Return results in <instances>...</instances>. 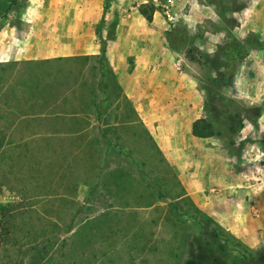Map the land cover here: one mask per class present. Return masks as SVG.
Listing matches in <instances>:
<instances>
[{
    "label": "rangeland",
    "instance_id": "rangeland-1",
    "mask_svg": "<svg viewBox=\"0 0 264 264\" xmlns=\"http://www.w3.org/2000/svg\"><path fill=\"white\" fill-rule=\"evenodd\" d=\"M149 1L109 0L105 11V0H0V60L6 58L13 64L0 68V213L16 203L20 207L14 215L20 230L8 244L0 240V264H177L175 256L181 247L185 263L193 255L199 257L198 249L191 253V245L204 246L215 233L224 238L221 244L241 242V249L254 255L237 262L215 248L206 264H264V244L259 239L256 243L261 245L253 247L216 221L210 224L199 218L200 227L190 215L185 216L188 209L183 200H177L184 189L178 173L187 160L183 155L190 153L181 152L180 143L178 149L169 151L176 171L161 161L160 146L142 124L137 125L133 114L120 117L119 130L103 128L112 126L118 116L111 101L119 92V81L108 69L103 89L109 95L108 107L105 116L98 112L103 126L93 122L98 130L92 135L93 143L87 144L76 139L72 130L70 142L77 149L83 147L79 154L74 150V158L61 167L44 157L41 148L55 146L62 158L60 148L67 141L60 134L67 130H59L50 140L44 137L47 130H12L19 115L39 111L37 106L24 109L19 101L34 95L42 99L43 91L51 89L52 83L46 80L57 77V88L63 93L71 89L72 97L90 94L83 83L98 75L101 64L88 60L96 71L85 68L84 59H68L74 54L75 41L101 50L96 30L103 22L101 36L111 70L110 51L119 54L128 48L134 50L132 57L147 58L150 38L157 51L153 58L158 63L156 74L163 67L175 74L174 86L168 85L167 93L178 100L176 112L184 113L181 108L186 103L198 105L193 116L210 119L220 134L209 142L220 143L239 157L244 150L256 152L264 160V0H152L160 8L152 24L139 11ZM44 43L54 44L64 53L58 57L63 60L33 67L23 65L30 62L25 55L13 61L15 52L26 54ZM165 53L169 56L163 59ZM153 89L157 101L166 98L160 84ZM230 126L238 132L232 135ZM152 131V137L162 131L170 138L169 130ZM214 154L207 155L204 163L189 157L193 171L199 163L200 167L222 168ZM160 191L167 203L159 200ZM170 203L179 207L182 217L171 210ZM1 229L0 222V233ZM184 234L187 245L179 246Z\"/></svg>",
    "mask_w": 264,
    "mask_h": 264
},
{
    "label": "crops",
    "instance_id": "crops-1",
    "mask_svg": "<svg viewBox=\"0 0 264 264\" xmlns=\"http://www.w3.org/2000/svg\"><path fill=\"white\" fill-rule=\"evenodd\" d=\"M81 41H75V44L71 46L72 53H74L71 58L84 59L86 61L85 68L91 67L92 70L97 71L98 69L93 67L94 64L88 60H93L94 57L100 55V49L95 45L91 47L86 42L83 46L78 45ZM148 41L145 48L147 58H141L140 55L132 57L131 55H135L134 50L131 52L128 48L127 50L123 48L125 51L122 49L119 54L110 51L112 72L119 81V86H117L119 92L111 101L113 103L111 108L112 110L116 109V115H118L114 117L112 126H103V120H101L100 115L98 116V112H100L101 117L105 116L104 111L107 110L109 102L108 92L104 93L103 90L105 84H107L106 74L103 76L102 71H100L97 73L98 75L91 76L83 83L88 86L90 94L80 95L79 97L69 95L71 89L65 93L60 92L61 90L57 88L59 84L56 81L58 79L56 74V78L46 80L48 84L52 83L51 89L43 91L44 95H40V97L43 96L42 99L34 95L27 100L19 101L25 105L23 106L24 109L37 106L39 111L19 115V119L14 123L12 130H47L44 132V137H48L49 140L57 136L61 132L59 130H67L65 133L60 134L67 141V148L64 146L60 148L62 158H58V148H55V146L47 145L41 148L45 152L44 157L46 155V158L52 159L53 163L60 167L65 161H68L69 157L74 158V150H78L79 154L83 147L75 148L76 143L74 141L71 144L72 130H74L73 134L76 135V139L81 140L84 144L93 143L92 135H95L94 130H98V128H94V121L99 126L101 122V127L103 126L107 130H119L120 124L123 123L120 117H124L127 112V117L129 113L133 114L134 118L138 119L137 125L142 124L146 134L148 132L150 136L153 135L152 130H169L170 132L168 131L166 135H169L170 138H166L162 131L158 133L157 138L156 136L152 138L154 143L157 142L160 146V150L172 170L176 169V162L174 158L172 160L174 155H169V151L174 150L175 146L178 149L180 143L181 152L186 150L190 153L186 156L183 155V159L185 160V157H187V160L186 162L183 161L182 170L178 173L179 179L187 192L182 198L190 197L197 207L210 215L219 225L243 239L247 244L253 247L261 245L259 242L256 243L259 240L264 244V160H259L261 158L256 156V152L244 150V153L241 154L242 157H239L231 154L220 143L209 142L212 139L193 137L192 125L198 119V117L193 116V111L194 108L197 109L198 105L186 103L181 108H185L184 113L176 112L175 109L179 110L176 106L178 100L175 101V98L167 93L168 85L174 86L172 81L175 79V74L167 67H163L162 72L156 74L158 63H155L153 58L157 57V51L150 38ZM54 46L51 43H44L26 52V54L17 51L14 53L13 61H20L24 55L30 62L58 59L64 53L55 49ZM121 53H125V56H122ZM166 56L169 55L165 53L163 59L167 58ZM71 58L69 57V59ZM10 61L4 58L0 60V64L6 66L11 63ZM26 63L23 65H26ZM164 66L166 65L164 64ZM55 70L57 71L56 67ZM41 81L45 82L43 77ZM90 82L93 84L91 85ZM159 84L162 93H166V95H163L166 98L163 97L164 99H161V101H157V97L154 96L153 92V88H156ZM140 85L143 86L142 89ZM190 92L193 93V91ZM179 94L187 95L185 92ZM181 99H179L180 102ZM194 102H197V100H194ZM125 105L129 106L125 107ZM7 108L13 111L12 108ZM134 118H132L133 125H135ZM189 118H192V120L189 121ZM85 133L89 136L80 138ZM79 140H76V142L79 143ZM202 145L207 146V149L199 150L198 148ZM213 153L216 157H219L218 163L222 164V168L213 165L200 167L199 163L196 170L193 171L195 168H193L192 162L188 160L189 157L196 156V160L199 158L203 162L206 160L207 155ZM247 164L249 166L244 168ZM250 164L254 166H250ZM69 165L65 164L63 166L69 168ZM192 176H196V178L194 179ZM209 191L214 192L210 193ZM254 210L258 211L257 215L254 214Z\"/></svg>",
    "mask_w": 264,
    "mask_h": 264
},
{
    "label": "trees",
    "instance_id": "trees-1",
    "mask_svg": "<svg viewBox=\"0 0 264 264\" xmlns=\"http://www.w3.org/2000/svg\"><path fill=\"white\" fill-rule=\"evenodd\" d=\"M16 1L17 0H13L14 3ZM108 6H109V0H105V11L108 10ZM159 9H160L159 6H157L151 0L147 4L141 5L139 11H140V15L148 22V24H152L153 20H154V15L156 12L159 11ZM102 23L103 22H101V24ZM101 24L98 26V28L96 30V33H97V35L100 39V42H101L100 55L97 57H94L93 60L97 59V61H99V63L101 64V70L100 71H102L103 76L106 74L105 69H108L110 71V74L113 75V72L109 67V62L107 59V44H106V41L101 36V31H102ZM72 59H77V58H71V60ZM188 59H190L191 62L195 61V59L191 58V57L190 58L188 57ZM62 60L63 59H57L55 61L54 60H48V61H40V62H36V61L35 62H27L26 65H28V66L31 65L33 67L34 65H37V64H49V63H54V62L56 63V62H60ZM68 60H70V59H68ZM87 60H88V58H87ZM10 65L12 66L13 64L8 63L6 66H2L0 64V68L7 67ZM103 76H102V78H103ZM13 79H14V77L11 80H13ZM237 117L241 121V118L239 117V115ZM240 125H241L240 127L242 128L243 122H241ZM229 132L232 135H234L238 132V130H236L234 127L230 126ZM147 134H148L149 138L151 140H153V142H154V139L152 138V136H150V134L148 132H147ZM192 135H193V137L198 138V139H213L216 137H220V134L215 129L214 123L210 119H207V118L198 119L193 123ZM157 153L161 156V159H162L161 161L166 166L169 167L167 160L165 159L162 151L159 148H157ZM182 192H183V194L180 195L179 197H177V200H183L184 201V204L186 205V207L188 209V211L185 214L186 217L190 215V219L194 220V222H196L198 224V226H200V227H203V226L200 223L199 218L206 219L210 224L214 223V220L210 216H208L206 213H204L200 208H198L190 197L182 198V197H184L185 190L183 189ZM158 194H159V200L167 203L166 197L163 195V193H161V191H160ZM19 208L20 207L16 203L10 207L3 209L0 213V217H1L0 222H1V227H2L1 233H0V240H3L4 244H8L10 242V239H13V235H16V233L20 230V227L18 224H16L15 218H14L15 217L14 215L19 212ZM170 208L172 211H174L177 214L178 218L182 217L178 206H176L174 203H170ZM184 235H185L184 239H183V241H180L179 246H184L187 242V240H186L187 236H186V234H184ZM221 239H224V238L220 237L218 234L215 233L212 242L211 241L208 243L205 242L204 246L201 245V246H198L197 248L194 245H191V247H190L191 253L197 252L196 249H198L200 254H199V257H197V258L193 255L192 260L191 261L188 260L185 263L183 262V259L180 257V256H182L180 253V251L182 250V247H181V250H178L177 251L178 253L175 256L176 257V263L177 264H197V263L198 264H206L207 262H209L208 261L209 257H211L210 253H212L215 248L220 249L222 251V254L226 258L232 259V261L235 260L237 262L242 260V259L249 260L248 255H254V252H252V251H249L250 254L249 253L246 254L241 249V248H243V244L241 242H237V244L239 246L238 245L233 246V245H230L228 243V241H225L224 244H221L220 243ZM235 261L233 262L234 264H236ZM214 262H215V260H214ZM215 263L216 264H222L220 262H215Z\"/></svg>",
    "mask_w": 264,
    "mask_h": 264
},
{
    "label": "built area",
    "instance_id": "built-area-1",
    "mask_svg": "<svg viewBox=\"0 0 264 264\" xmlns=\"http://www.w3.org/2000/svg\"><path fill=\"white\" fill-rule=\"evenodd\" d=\"M170 4H172V1H169V5H167V6H165L167 9H169L170 8ZM168 14H169V12H168Z\"/></svg>",
    "mask_w": 264,
    "mask_h": 264
}]
</instances>
